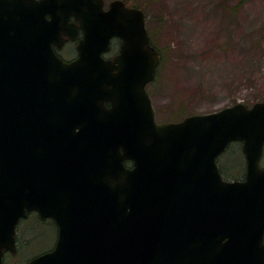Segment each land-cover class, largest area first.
<instances>
[{
  "label": "water",
  "instance_id": "95a60500",
  "mask_svg": "<svg viewBox=\"0 0 264 264\" xmlns=\"http://www.w3.org/2000/svg\"><path fill=\"white\" fill-rule=\"evenodd\" d=\"M41 15L54 26L75 17L84 37L72 62L53 56L49 119L4 88L3 246L37 212L55 221L58 240L29 264H130L153 251L173 255L179 242L193 256L220 248L229 264H264V101L157 123L147 86L160 57L142 10L120 0L108 10L103 0H0V16ZM69 32L74 39L77 29ZM115 38L120 52L106 60ZM233 142L243 145L244 181H225L217 163Z\"/></svg>",
  "mask_w": 264,
  "mask_h": 264
},
{
  "label": "rangeland",
  "instance_id": "374dc122",
  "mask_svg": "<svg viewBox=\"0 0 264 264\" xmlns=\"http://www.w3.org/2000/svg\"><path fill=\"white\" fill-rule=\"evenodd\" d=\"M113 1L105 0L108 5ZM120 1L150 4L144 11L148 31L159 32L155 46L167 54L148 88L158 123L264 101V0ZM69 54H74L72 48ZM218 161L225 180L244 179L240 143ZM262 161L264 166V157ZM34 217L20 226L17 264H27L55 242V229L35 225ZM40 234L34 244L25 243Z\"/></svg>",
  "mask_w": 264,
  "mask_h": 264
},
{
  "label": "flooded vegetation",
  "instance_id": "af4514ba",
  "mask_svg": "<svg viewBox=\"0 0 264 264\" xmlns=\"http://www.w3.org/2000/svg\"><path fill=\"white\" fill-rule=\"evenodd\" d=\"M103 2L104 9L108 10L112 2L109 5L105 0H103ZM124 4L129 8H137L135 7V3L130 5L124 2ZM54 19L55 18L50 15L0 16V104L4 101V88L11 84L14 89V91H12L13 99L17 101L18 97L23 107L27 110H31L33 117L40 119H49L53 116V109L50 107L52 94H54L53 56L56 55L64 63L75 60L77 58L79 40L84 37V30H82L81 23L75 17L69 18L66 22H63L64 20L62 17L59 20L60 24L56 26H54ZM70 26H74L77 29V35L74 39L71 38L69 34ZM55 28H57L58 31L55 30ZM55 36H58L56 41H54ZM121 45L122 41L119 38L113 39L112 49L104 58L106 60H114L120 52ZM70 48L74 51L73 55L69 54ZM115 49L117 50L115 51ZM69 56L73 57L70 58ZM9 68H12L11 72L7 71ZM58 74H60L59 71ZM242 147L243 145L241 144V148ZM228 149L229 147L226 152ZM263 157L264 149L260 161L262 168H264V166H262ZM219 168L221 171L220 165ZM245 177L242 180L226 179V181H244ZM32 215H35V223L37 221L36 219H39L41 222L46 223L45 226H51V229L54 228L56 239L50 249L34 256L29 262L36 257L52 252L56 248L58 227L55 221L51 218L42 219L37 212H31L26 219L19 222L16 228L14 241L10 246H3L0 242V264H17V259L20 257L22 248L20 244V226ZM28 227H30V225H28ZM50 228L48 231L51 230ZM41 235L42 234L36 239L33 237L35 241L31 239L30 241H25V243L31 242L34 244ZM179 244L182 245V243L179 242L178 245L175 246L173 255H162V251H153V255H147L143 258L142 262L135 260L134 257H132L129 262L130 264H229L228 259H225L224 256H220V252H224L220 248L211 249L210 254H207L204 250H200L204 256L197 257L193 256L194 251L181 248Z\"/></svg>",
  "mask_w": 264,
  "mask_h": 264
},
{
  "label": "trees",
  "instance_id": "16d2710c",
  "mask_svg": "<svg viewBox=\"0 0 264 264\" xmlns=\"http://www.w3.org/2000/svg\"><path fill=\"white\" fill-rule=\"evenodd\" d=\"M150 4H148V2H145V3H143V1H141L140 3H137L136 5H135V7H137V8H139V9H142L143 11H145V10H147V8H148V6H149ZM151 5H152V3H151ZM158 31L157 30H153V31H149V36H150V43H151V45L154 47L155 46V39H156V36L158 35ZM156 47V46H155ZM154 47V48H155ZM157 48V47H156ZM155 48V49H156ZM157 49H159L160 51H158V53H159V55H160V57H161V62H160V65H159V68H158V70L160 69V68H163V66H162V64L165 62V59H166V56H167V54H166V52L164 51V50H162L161 48H157ZM221 167V166H220ZM221 171H222V168H221ZM223 173V172H222ZM37 221H36V225H44L45 226V224L46 223H43V222H41L39 219H36Z\"/></svg>",
  "mask_w": 264,
  "mask_h": 264
}]
</instances>
